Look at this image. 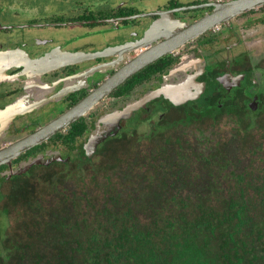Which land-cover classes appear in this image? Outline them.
Masks as SVG:
<instances>
[{
	"label": "trees",
	"instance_id": "trees-1",
	"mask_svg": "<svg viewBox=\"0 0 264 264\" xmlns=\"http://www.w3.org/2000/svg\"><path fill=\"white\" fill-rule=\"evenodd\" d=\"M211 105L16 177L2 264H264V108Z\"/></svg>",
	"mask_w": 264,
	"mask_h": 264
},
{
	"label": "flooded vegetation",
	"instance_id": "flooded-vegetation-1",
	"mask_svg": "<svg viewBox=\"0 0 264 264\" xmlns=\"http://www.w3.org/2000/svg\"><path fill=\"white\" fill-rule=\"evenodd\" d=\"M230 1L0 0V150L79 104L127 64L169 45L67 129L0 163L1 264L13 246L12 215L2 207L16 177L94 158L103 144L120 142L155 114L152 127L194 102L221 111L241 96L250 112L264 108V6L189 33L215 4ZM257 44L263 46L255 50ZM191 78L203 86L200 94L176 104ZM154 91L162 94L145 100ZM76 123L73 142H65ZM91 136L98 141L93 151L85 146ZM35 159L42 163L30 165Z\"/></svg>",
	"mask_w": 264,
	"mask_h": 264
},
{
	"label": "water",
	"instance_id": "water-1",
	"mask_svg": "<svg viewBox=\"0 0 264 264\" xmlns=\"http://www.w3.org/2000/svg\"><path fill=\"white\" fill-rule=\"evenodd\" d=\"M261 6H264V0H234L225 4H215L214 6L215 10L212 12V14L206 16L201 21L197 22L193 27H190L191 29L189 33L192 34L196 32H202L204 30L214 27L216 24H218L221 21L239 15L243 12L254 10ZM158 47L159 48H156V50L151 51V53L146 55L145 57L138 58L133 62L124 66L121 70H119L118 73H116L110 79L102 83L97 89L92 91V93L88 97H86L83 101H81L79 104H77L73 108L63 113L55 120L49 122L47 125L41 128H38L32 134L0 150V163L8 162L9 160L18 156L20 153L26 152L32 147L37 146L42 142L48 140L56 133H59L67 129L77 119L87 114L88 111L95 104H97L104 96H106L113 88L121 84L131 75L138 72L144 66L151 63L162 53L168 51L169 45L164 43L163 45H159ZM193 88L195 89L194 91H196L195 94L191 93ZM202 88H203L202 85L200 87V85H197V83L193 82V78H191L190 82L185 87H183V93H181V95L183 96H179L177 101H175V103L178 104V103H184L189 100H194L195 97H197V95L200 94ZM176 92H178V90H176ZM161 94H162L161 91L151 92L145 96V100L159 97ZM118 117L119 116L114 115L113 118H118ZM107 118H104L101 121L105 122V119ZM111 118L112 117L110 116V119ZM88 142L89 144L88 145L86 144L85 146L87 148H90L92 151L95 150L96 144L98 142L96 141V137L91 136V138L88 139L87 143ZM33 163L40 164L42 162L39 159H35L32 162H30V165ZM25 170L26 169L20 168L18 171L21 173Z\"/></svg>",
	"mask_w": 264,
	"mask_h": 264
},
{
	"label": "rangeland",
	"instance_id": "rangeland-1",
	"mask_svg": "<svg viewBox=\"0 0 264 264\" xmlns=\"http://www.w3.org/2000/svg\"><path fill=\"white\" fill-rule=\"evenodd\" d=\"M263 45L261 44H257L255 45V50L256 48L258 47H261ZM177 119V116L174 114H171L169 117H168V120L170 119ZM157 121V115L155 114L153 116V118L151 119V121L149 123H146V122H141V124H138L135 128V133L138 134V135H143V134H147L150 130L153 129V127L151 126V123ZM220 125H218V129L222 130L223 132H226L228 129H229V125H230V121H228L227 118H224L220 123ZM223 134V133H221Z\"/></svg>",
	"mask_w": 264,
	"mask_h": 264
}]
</instances>
